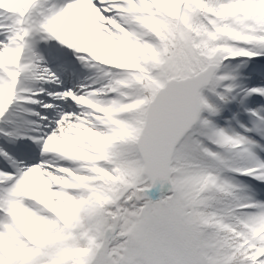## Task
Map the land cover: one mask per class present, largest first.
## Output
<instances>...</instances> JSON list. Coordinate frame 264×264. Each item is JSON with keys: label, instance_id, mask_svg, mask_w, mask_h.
<instances>
[{"label": "snow or ice", "instance_id": "1", "mask_svg": "<svg viewBox=\"0 0 264 264\" xmlns=\"http://www.w3.org/2000/svg\"><path fill=\"white\" fill-rule=\"evenodd\" d=\"M0 264H264V0H0Z\"/></svg>", "mask_w": 264, "mask_h": 264}]
</instances>
